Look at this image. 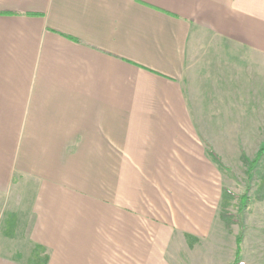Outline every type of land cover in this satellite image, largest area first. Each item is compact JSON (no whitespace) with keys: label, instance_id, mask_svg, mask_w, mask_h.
Segmentation results:
<instances>
[{"label":"crops","instance_id":"crops-1","mask_svg":"<svg viewBox=\"0 0 264 264\" xmlns=\"http://www.w3.org/2000/svg\"><path fill=\"white\" fill-rule=\"evenodd\" d=\"M205 38L264 56V0H0V264H154L211 218Z\"/></svg>","mask_w":264,"mask_h":264},{"label":"rangeland","instance_id":"rangeland-1","mask_svg":"<svg viewBox=\"0 0 264 264\" xmlns=\"http://www.w3.org/2000/svg\"><path fill=\"white\" fill-rule=\"evenodd\" d=\"M207 39L201 41L204 52L197 59L208 67L211 60H223L218 63L222 68H195L187 90L201 101L211 94L223 95L212 99L217 114L211 115L218 117L209 125L212 216L198 215L195 220L181 216L183 227L192 224L187 226L192 233L178 230L172 243L160 249L162 258L149 250L150 259L159 260L154 264H264V156L258 157L264 147V56L249 48L234 52L225 42L219 47L227 54L219 55L217 43ZM231 55L244 60L245 67L233 68ZM204 224L209 228L201 236ZM42 260L44 252L39 250L25 262L41 264Z\"/></svg>","mask_w":264,"mask_h":264},{"label":"trees","instance_id":"trees-1","mask_svg":"<svg viewBox=\"0 0 264 264\" xmlns=\"http://www.w3.org/2000/svg\"><path fill=\"white\" fill-rule=\"evenodd\" d=\"M259 156H260V157L264 156V147H263L262 150L260 151L258 157H259ZM255 162H257V159H256ZM45 261H46V258L44 257L43 264H45Z\"/></svg>","mask_w":264,"mask_h":264}]
</instances>
